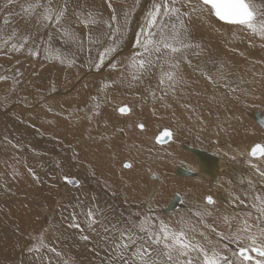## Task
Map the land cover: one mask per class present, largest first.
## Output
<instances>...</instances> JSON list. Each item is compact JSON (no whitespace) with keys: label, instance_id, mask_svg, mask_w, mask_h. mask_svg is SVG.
Listing matches in <instances>:
<instances>
[{"label":"snow or ice","instance_id":"snow-or-ice-1","mask_svg":"<svg viewBox=\"0 0 264 264\" xmlns=\"http://www.w3.org/2000/svg\"><path fill=\"white\" fill-rule=\"evenodd\" d=\"M14 3L16 0H5L4 5L0 6V12L6 11ZM138 4L139 0H134L133 6ZM109 7L112 11L107 20L86 5L78 3L71 6V0H26L20 5V11L29 21L35 20L33 28L37 33L41 29H54L64 44H73L82 51L87 43L89 53L92 48H96L97 57L93 59L89 55L96 69L99 70L105 61H109L110 68L119 70V76L111 81L112 84L119 83L132 88L142 85L145 79L155 75L156 88H150L147 95L141 97L142 100L150 97L152 101H159L165 109H173L174 104L179 105L193 113L203 126L202 130L209 126L220 129V123L211 125L205 121L203 116L196 114V109L189 102V90L197 96L202 93L194 87L199 84V80H190L184 66L188 65L198 71L200 77L214 87L209 96L210 103L219 104L220 88L225 90V95L234 94L236 102H241V97H246L249 91L241 87L245 83L243 78H230V74L225 72L223 60L212 62L216 70L214 76L209 75L205 67L193 65L189 55L199 56L203 49L191 40L186 20L195 15L220 32L211 23L212 18H215L225 27L239 26L264 40V4L258 5L256 0H151V7L147 9L135 32L129 55L120 60H116L114 54H118L130 30L131 10L117 13L111 0ZM16 14L7 12L3 16V24L0 25V53L20 52L27 48L32 56L39 55V36L21 34L15 28L8 31L10 17ZM101 24L104 26L102 31L93 30ZM81 25L88 29L86 36L78 31ZM51 41L52 33L49 32L48 47L44 48L49 53L46 58L60 59L59 55H51ZM60 62L64 63V60ZM68 63L71 66L74 60ZM9 79L6 75H0V81ZM103 87L107 88L108 84ZM92 99L96 100V97ZM95 107L98 109L99 104ZM131 111L127 104L118 108L120 114H129ZM172 115L176 116L174 110ZM192 118V115L188 116V120ZM177 124L179 126V118ZM137 127L143 130L145 125L139 123ZM171 135V132H166L164 138L168 139ZM160 139L157 136L156 142H160ZM248 155L259 158L257 163L248 160L254 173L253 178L247 180L244 192L230 193V196L232 203L240 205L245 204V198L250 196L249 208L255 214L252 211L222 212L216 206L213 196L207 195L200 202L194 201L187 215L182 214L174 220L156 215L151 205L143 211L129 209L117 215L110 206H100L93 196L88 203L78 200L74 208L79 210L69 214L67 227L79 230L83 241L96 238L93 251L99 248L104 252L100 258L101 264H264V189L257 187L264 185V167L261 166L264 164V143H256ZM123 167L131 169L133 164L125 162ZM27 170L39 179L31 168ZM64 179L68 180V177ZM68 182L76 185L80 183L79 180ZM85 232H91L92 236ZM40 248L56 257L55 262L48 257L47 264H76L72 256H66L51 244L44 243L42 237L39 244L29 248V251L39 252Z\"/></svg>","mask_w":264,"mask_h":264},{"label":"rangeland","instance_id":"rangeland-1","mask_svg":"<svg viewBox=\"0 0 264 264\" xmlns=\"http://www.w3.org/2000/svg\"><path fill=\"white\" fill-rule=\"evenodd\" d=\"M121 1L122 2L111 0L112 7L115 8L114 5H117L119 7V8L117 7L118 9L115 8L117 13H122L123 11L131 10V15H130L131 27L129 32L127 33V37L125 38L121 48L119 49L118 54H114L115 57L119 58V60L122 59L120 58V53H122L123 49L125 48L126 39L129 38L131 41L134 40L135 37L134 35L135 32L138 30V25L142 23L143 17L147 9L151 7V0H139V4L136 6H133L134 0H121ZM25 2L26 0H16V3L10 5L6 9V11L0 12V25L3 24V16L7 12L17 13L16 15L10 17L8 31H11L12 28H15L21 34L31 33L33 36H39L40 47L42 48V49L40 48L41 51H39V53L41 54V56L39 57L32 56L27 50V48L22 49V52H8L7 54L0 53V75H6L10 77V79L7 81H0V84H2L0 86V103H1L0 105H2L5 110H8L7 112L4 109L0 108V264H47L48 257H51L55 262L56 257L54 256V254L47 252V250L44 248H40L39 252L29 251V248H33L34 246L39 244L41 237L45 240L44 243L51 244L52 246L56 247L58 251H62L64 254L66 252L65 254L66 256L67 255L72 256L75 259L76 264H101L100 258H97L96 256L97 255L101 256L102 254H104V252L99 248H97L93 252L96 238L93 237L92 240L90 241L81 240L79 230L67 227L68 223L70 222L69 214L74 210L76 211L79 210L78 208H74V206L77 205L78 200H84L85 203H88L92 195L96 196V198H99L98 203L100 206L102 207L110 206L111 209L117 215L121 212L126 213L129 209L133 211L145 210V209L137 210L133 206H130V204H138L143 202L142 204L148 205L151 203L152 199L146 198L149 192V177H145V175H142L140 173L142 171L141 169L139 173L142 175L143 187L139 191L134 190L137 185L136 178L138 176L126 175L124 173V168L122 163L124 161L126 162V160L128 161L129 159H132L135 162V164L138 165V167L148 166V160H149V158H147L148 156L144 155L143 153H140L139 151H136L135 149L134 150L131 149L130 144L132 143L130 142L140 143L141 141L143 145L151 147V149H153L155 146L153 147V145L151 146L148 145L146 138L142 136L138 137L136 134H132L133 132L132 129L128 128L126 124L124 125V123H121L122 120L116 116V113L115 111H113V109L114 107L122 106L124 104L135 105L137 109H140L142 105H143L142 107L146 106L147 108H150L154 101H152L150 97L143 100L141 99V97L146 96L150 88L151 89L156 88V76L154 77L151 83L152 85L148 86L145 91H141V92L139 91L136 92L135 90H132L130 87L122 86L119 83L112 84L111 81L115 80L119 75L118 69L113 70L112 68L108 67V70L114 71L116 74L113 78H109V79L102 77L105 75L104 71L102 72L103 74L101 73L99 74V72L97 73L95 71H92L96 68L89 59V55H91V57L95 59L97 57L96 48H92L91 53H89L87 43H85L84 50L82 51L78 50L77 47L73 44H64L57 36L54 29H41L40 32L37 33L33 28V25L35 24V20L29 21V19L20 11V5ZM256 2L258 5L264 4V0H256ZM4 3L5 0H0V6H3ZM78 3L82 5H87L86 0H76V1L71 0V6H76ZM97 3H98V7L95 6V8L92 9L91 7L88 8L102 15V18L104 20L109 19L112 11L111 8L108 6L109 0H97ZM140 6L144 7V11L138 9L140 8ZM103 27L104 26L101 24L99 27L94 28L93 30L99 32L103 30ZM78 31L81 33L82 36H86L88 29H86L83 25H81ZM49 32L52 33L50 53L53 57L59 55L60 59L49 60L46 58L49 53H46L44 51V48L48 47V45L47 43H43L42 41H44L45 37L48 38ZM227 32L229 34H227ZM242 32L243 33L233 34L230 31L221 29L219 33H223V35H226L227 37L230 36L229 37L230 39H235V40L237 39L241 42L242 41L240 39L241 37L242 38L247 37V35L245 34L246 32L244 31ZM57 49H59V53H57ZM235 49L238 48H234V50ZM194 51H200V50L195 49ZM241 53L243 52L241 51ZM192 57L194 58V56L190 54L189 58ZM213 57L214 56L212 52L206 53V56L204 58V65L208 64L206 65V67L209 68L210 63L212 64ZM61 60H64V63H61L60 62ZM69 60H74V63L71 66H69L68 63ZM41 61L44 62V64H42L40 66L41 68L37 70H42L43 68H47L48 66H52L55 68L56 66L57 71L52 72L50 77H47L48 79L44 80L45 82L39 84L37 87V84H35V80L39 76V72L36 71V67H38L39 64H41ZM108 62L109 61H107L106 63ZM225 62H226L225 64L228 65L227 68L230 67L229 62L228 61ZM45 65L48 66L45 67ZM103 66L104 65H102L101 68ZM227 68L225 69L226 73L229 72V68L228 69ZM106 76L107 75H105V77ZM91 77L92 78L95 77L97 79L95 80L94 83L96 90L92 95L82 98V100H78L77 103L76 99H74V95L76 91H78L79 87L83 84V82H86V80L91 79ZM14 81H18V83H14ZM104 84H108V87L104 88L103 87ZM117 87L118 88L121 87V88L118 89ZM68 88L71 91L68 94L70 95L69 96L70 99L65 101L66 104H68L67 106L61 105L62 100H65L66 97L62 98V96H58V98H56L55 101L54 98L48 99L51 98L52 94L55 96L61 95V93L65 94ZM112 88L114 90L108 92V90ZM94 96L96 97V100L92 99V97ZM40 97L42 98V100L44 99L45 101L47 99L48 103L52 101L51 103L53 104L54 107L52 106V104H50V106H52L51 111H49L48 109L49 105L46 106V110L45 108L40 109L38 107L37 109L32 106V105L34 106L39 105L40 102L38 100L40 99ZM96 101L100 102L99 104H102L101 112L103 113L100 116L99 113L98 115L94 116L93 120H89V121L81 120L80 122L82 123L79 122L78 125H72L67 121L68 120L67 117L72 116L70 115L71 110H69V107L72 104H74V102L77 103L76 104L77 111L75 112V116L79 117L80 115H82V113L85 110L87 111L91 110L93 107V102L95 103ZM6 104H8V106ZM254 104L260 105L261 103L255 102ZM9 107L11 108V110L13 109L11 113ZM27 109L29 111L32 110L33 114L32 115L30 114L31 117L30 116L27 117L28 114L24 115L27 112ZM109 115H112L111 118L113 120L111 128L110 129L105 128L106 126L101 127L100 124L105 122L106 117H109ZM53 117L54 119H51ZM46 118H50L51 120H48ZM160 118L161 120H163L162 121L163 123L165 122L164 120H168L165 117H160ZM45 120L48 122L44 123L43 121ZM1 121L3 122V124H1ZM6 121H8L9 126H11V127L8 126V130L6 129L7 126L5 125ZM114 122L117 124H115ZM150 127H155V126L150 123ZM122 128L127 129V131L130 134V140L126 141L122 139V137L119 134V129ZM24 129H26V131ZM252 129L256 132L255 128ZM73 132H75V134ZM255 134L257 133H254L253 135L255 136ZM10 135L12 137H10ZM63 135L65 138L63 137ZM85 135H89V136L92 135L94 137L101 136L103 139H101L100 140L101 142L99 141L98 144H91V143L76 144L75 140L81 141L82 140L81 138ZM19 137L22 139H20ZM48 138L56 142V145L55 144L53 145L54 142L49 140ZM8 140L10 142H7ZM3 141L6 144L4 145L7 147L5 149L4 146L2 145ZM72 141H74L76 145ZM107 141L110 143L112 142L111 145L112 147H114L111 150L112 151L111 154H108L110 151H107L104 148V143H106ZM248 142L251 141L249 140ZM23 144L24 145L29 144L34 152L33 151L28 152L25 146H20ZM36 144L39 146H37ZM60 147L64 149L66 148V150H63L61 152ZM70 148L73 150V154H75L74 156L75 160L80 162L81 164L80 168H75L76 165L75 160L71 156L72 154L70 155L68 150ZM42 149L43 151H41ZM66 151L70 156L68 154H64ZM53 155H57L59 160L54 159L55 157H53ZM87 159L89 162L87 161ZM36 163H42L41 166H37V168H39L40 170L41 167L43 166L42 167L43 174L40 171H38L36 166L34 167ZM21 164L24 166L21 167L20 166ZM26 165L32 170H34V168L37 169V170L35 169L33 172L38 174L39 178L41 177L39 183H35L36 178H34V176L27 171L28 167H26ZM75 169H77L79 172L76 171ZM145 171L149 172L148 168H146ZM90 172L94 175V177L107 179L111 183L110 185L111 187L102 183L99 185V187L98 186L95 188L93 187L94 190H89L90 184L88 183H90L89 180H91L92 178V176L89 175L91 174ZM59 174L62 175L65 174L64 177L67 176L68 180L80 179L79 182L81 181L82 183L80 182L79 185H73L70 182H68V180L64 179V181H62V179L59 178ZM21 175H24V178L23 176L21 177ZM42 175H44V177H42ZM44 180L45 183H47L46 184L48 190L47 193L49 194H47V198H36L35 194H37L38 184L40 186L42 181ZM126 180L129 182V186L126 185L125 182ZM85 181H86V185L88 186L83 188V184ZM15 182H17L18 184L20 183L25 184L27 188L29 187L30 189H32L34 193V198H27L26 196L24 197L25 194L21 191V188L19 186L18 189L13 187V184H16ZM28 184L29 186H27ZM120 186H123L122 192L124 195H127V198H119V196L117 195V192L119 194H122L121 191H119ZM78 189H83V190H78ZM72 190L75 191L78 190V191L76 192V195H74L73 192L72 198H69ZM13 195H15V197H13ZM168 199L165 201V203L158 202V205H155L153 203V206L162 207L168 202ZM170 204L171 201L165 207V210ZM171 214L173 215L169 217H173L174 215H176L175 218H177L178 216H180L179 212H175V214L170 213L169 215ZM76 234H77L76 236L77 238L74 239ZM84 234L92 236L91 232H85ZM73 240H79L80 243L83 244L84 246L81 247L78 245V249L71 248L70 243ZM12 243L14 244V246ZM9 246L11 247V250ZM83 247L88 248L87 249L88 253H85L84 250H81L83 249ZM12 250H15V252L14 251L12 252ZM82 251H84V253ZM5 256H7V258ZM90 257H94V259L96 258L97 260L94 262L90 259Z\"/></svg>","mask_w":264,"mask_h":264},{"label":"bare ground","instance_id":"bare-ground-1","mask_svg":"<svg viewBox=\"0 0 264 264\" xmlns=\"http://www.w3.org/2000/svg\"><path fill=\"white\" fill-rule=\"evenodd\" d=\"M73 1H76V0H73ZM116 1L122 2L121 0H116ZM86 2H87L86 7L87 8L91 7V9L95 8V6L98 7V3H99V2L97 3V0H95V1L86 0ZM92 5H93V7H92ZM108 6H109V4H108ZM114 6L116 9L119 8L117 5H114ZM138 9L144 11V7H142V6H140V8H138ZM70 11H71V9H70ZM214 19L212 18L211 23L214 25L215 28H219L220 30L221 29L227 30L233 34L243 33L242 31H244V32H246L245 34L247 35V37L246 38L241 37L240 38L242 40L241 42L237 39L236 40L230 39L229 38L230 36L227 37L226 35H222L221 33L215 31L212 27H209L207 23L202 22L197 16L192 15V16L187 18L186 24L189 28L191 40L194 43L199 44L201 46V48L203 49V51H201V54L199 56H194V58L192 57L190 59L192 60V63L194 66L198 65V66L205 67L208 70V74L213 75V76L215 75V72H216L215 68L213 67V63L212 64L210 63L209 68L206 67V65H208V64L205 63L206 65H204V58L206 56V53L212 52V54L214 56L212 59L213 61H216V62H219L221 60L228 61L230 67H228L229 72H227V73H230V78L232 80H235L237 77L243 78L245 83L242 84L241 87L247 88L249 91V94L246 97L243 96L241 98V102H236L234 94L232 95L231 93H229V94L225 95V90L223 88H220L218 90L219 91V98H220L219 104L210 103L209 102V96L213 93L214 87L212 85H210L208 82H206L202 77H200L199 72L194 71L192 67L185 65L184 71L187 73V77L190 80H199V84L194 85V87H195V90L197 92H201L202 94L200 96H197L194 93H192L191 90H189V92H190L189 102L192 104L193 108L196 109V114L203 116L205 121L210 122L211 125H214L216 123H220L222 125V127L220 129H217L213 126H209L206 129L202 130L203 126L199 124V122L195 119V116L193 115V113L190 110L182 109L179 105H175V104L173 105V109H165L161 106V103L159 101H154L150 108H147L146 106H145L146 108L142 107L143 106L142 105L140 109H137V107L135 105H129V107H131V109H132V111L129 114H120L118 112V108L120 106L114 107V109H113V111H115V113H116V116L122 120L121 123H124V125L126 124V126H128V128L132 129V131H133L132 134H136L138 137L142 136V137L146 138L148 145H150V146L153 145V147L155 146L153 149H151V147L143 145L141 141H140V143L130 142V143H132V144H130L131 149H133V150L135 149L136 151H139L140 153H143L144 155L148 156L147 157V158H149L148 166L138 167V165L135 164V162L132 159L128 158L129 160L128 161L126 160V162H132L133 167L131 169H126L123 167L124 173L126 175H129V176L130 175H137L138 176L136 178L137 185H136V188L134 189L136 191H139L143 187L142 175H145V177H149V192H148V195L146 196V198L152 199L150 204L147 203L148 205L142 204L143 203L142 202V203H138V204H130V206H133L134 208L139 210V209H146L149 205H151V207L154 209L156 215H158L161 218H164L166 220L170 219V218L174 219L176 217V215H174L173 217H169V216L173 215V214L169 215L170 213L175 214V212H179L180 215H182V214L187 215L188 210L191 208L192 203L194 201H196V202L202 201L203 197L207 196V195L213 196L214 200L216 201V206H218L222 212L246 213V212L252 211L253 214H255L254 210L249 208V203L251 200L250 196L248 198H245V204L240 205L238 203H232V197L230 196V193L240 194V193L245 191V189L247 188V180L253 178V174H254L253 170L250 168L248 160L251 159L253 161V163H257L258 159H259V158L250 157L248 155V153H250L251 148L256 143H264V40H261L258 36L251 34L250 32L246 31L245 29H243L241 27H236V26L235 27H225L222 22H218ZM227 34H229V33L227 32ZM44 36H45V34H44ZM44 36H41V37H44ZM47 41H48V38L45 37L44 41H42V42L47 43ZM133 41H131L129 38L126 39L125 48L123 49V52L120 53V58H123V57L129 55ZM234 48H238V49L234 50ZM41 49H40V51H41ZM241 51L243 53H241ZM20 52H22V50ZM39 56H41L40 53L36 57H39ZM13 58H15V57H13ZM115 59L119 60L118 57H115ZM251 59H253V60H251ZM106 62L107 61H105L104 66L102 68H100L99 70L94 69L92 71H95L97 73L99 72V74L100 73L103 74L102 72L104 71V74L107 76L105 77V75H104L102 77L108 78V79L113 78L116 74L114 71L108 70V67H109L108 63L109 62L108 63H106ZM35 64H36V62H35ZM42 64H44V62L41 61V64H39V66L36 67V71L39 72V76L35 80V84H37V87L39 84L44 83L45 82L44 80H47L48 79L47 77H50L52 72L57 71L56 66L54 68V67L48 66V65H47L48 67L45 65V67H47V68H43L42 70H37V69L41 68L40 66ZM227 66L228 65L225 64V69L227 68ZM154 77H155V75H153L150 79H145V81L142 85L132 87L131 89L135 90L136 92L145 91L148 86L152 85L151 83H152ZM95 80H97L95 77L94 78L91 77V79H88V80H86V82H83V84L79 87L78 91H76V93L74 95V99H76V102L78 100H82V98L88 97L94 93V91L96 90L95 85H94ZM1 85L2 84H0V86ZM78 86H79V84H78ZM120 88L121 87H119L118 89H120ZM205 89H207V91H205ZM112 90H114V89L113 88L109 89L108 92L112 91ZM70 91L71 90H69V88H68V90L65 92V94L61 93V95H57V96L52 94L51 98H48V99L54 98V101H55V99L58 98V96H62V98L66 97L65 100H62L61 105L67 106L68 104H66L65 101L70 99V97H69L70 95H68L70 93ZM32 100H33V98H32ZM38 101L40 102L39 105H36V106L32 105L34 108L38 109V107H39L40 109L45 108V110H46V106L49 105L48 109L52 110V108H51L53 106V104L51 103L52 101L48 103L47 99L45 101L44 99L42 100L41 97ZM76 102H74V104H72L69 107V110H71L70 115H72V116L71 117L66 116L68 119L67 121L72 125H78V123L81 120H86V121L93 120L95 115H98L100 113L99 114V116H100L103 113V112H101V105L102 104H99L100 102L96 101L97 103L93 102V107L91 110H88V111L85 110L82 113V115L77 117V116H75V112L77 111L76 110V104L78 102L77 103ZM255 102L261 103L262 105L261 104L260 105L254 104ZM50 104H52V106H50ZM97 104H99V109H97L95 107V105H97ZM6 105L8 106V104H6ZM0 108L4 109L2 105H0ZM26 108H28V107H26ZM153 108H155V112H153ZM206 109H208V110H206ZM10 110H11V108H10ZM12 110L10 111V113L12 112ZM53 110H55V109H53ZM173 110L176 112L175 117L172 115ZM5 111L8 112V110H5ZM48 113H50V112H48ZM209 113H211V114L209 115ZM26 114H28L27 117L30 116V114L32 115L33 114L32 110L29 111L27 109V112L24 115H26ZM190 115L193 116L192 120H188V116H190ZM107 116H108V114H107ZM50 117H52V116H50ZM66 117H65V119H66ZM89 117H91V119H89ZM111 117H112V115H109V117H106L105 122L101 123L100 126L101 127L106 126L105 128L110 129L111 125L113 123L112 122L113 120ZM160 117H165L168 120H164L165 122L163 123L162 122L163 120H161ZM177 118H179V126L177 124ZM46 119L51 120V119H54V117L51 119L50 118H46ZM102 120H104V119H102ZM22 122H23V120H22ZM43 122L46 123L48 121L45 120ZM53 122H54V120H53ZM26 123H28V122H26ZM80 123H82V122H80ZM139 123H143L145 125V128L143 130H141L137 127V125ZM150 123L152 125H154L155 127H150ZM1 124H3L2 121H1ZM104 124H106V125H104ZM115 124H117V123H115ZM5 125L7 126L6 129L8 130V126H9L8 121L5 122ZM189 125H190V128H189ZM89 126H90V124H89ZM9 127H11V126H9ZM183 127H185V128H183ZM161 128H169L172 130V139L169 143L158 144L155 141V137ZM252 128H255L256 132ZM11 129H13V128H11ZM74 129H76V128H74ZM127 129H124V128L119 129L120 136L122 137V139H124L126 141L130 140V134L127 131ZM24 130L26 131V129H24ZM73 133L75 134V132H73ZM254 133H257V134H255V136H254L253 135ZM258 135H259V137H258ZM85 136H83L81 138L82 139L81 141L75 140L76 144L77 143L78 144L79 143L98 144V142L101 139H103L101 136H96V137H94L92 135H90V136L85 135ZM10 137H12V136L10 135ZM63 137H64V135H63ZM20 139H22V138H20ZM48 139L51 140L50 138H48ZM66 140H67V138H66ZM249 140L251 142H248ZM51 141H53V140H51ZM117 141H118V139H117ZM7 142H10V141L8 140ZM72 142L74 143V141H72ZM4 144L5 143L3 141L2 145L4 146V149H5L7 147L5 146L6 144L5 145ZM29 144H30V142H29ZM29 144H25V145L23 144L20 146H25V148L28 150V152H32L33 151L32 147ZM54 144L56 145V142H54L53 145ZM111 144H112V142L110 143L108 141L106 143H104V148L107 151H110L108 154H111V152H112L111 150L114 148V147H112ZM58 145H59V143H58ZM37 146H39V145H37ZM38 148H37V150H38ZM60 150L62 152L63 150H66V148L65 149L61 148ZM68 150H69L70 155L72 154L71 156L74 158L75 154H73V150L71 148ZM41 151H43V149ZM241 153H243V155H241ZM48 154H49V152H48ZM64 154H68V152L66 151ZM37 155H38V153H37ZM96 155H98V154H96ZM89 156H91V155H89ZM53 157H55L54 159L59 160L57 155H53ZM232 157H235V159H232ZM88 159H87V161H88ZM90 159H91V157H90ZM29 160H31V159H29ZM74 160H75V158H74ZM22 162H23V160H22ZM55 162H56V160H55ZM42 163H36L37 165L35 164L34 167L36 166V168H37V166H41ZM124 163H125V161L122 163V165ZM75 164H76L75 168H80V166H81L80 162L75 160ZM20 166L23 167L24 165L21 164ZM261 166L264 167V164H262ZM26 167H28V166L26 165ZM42 167L40 170H39V168H37V169H38V171H40L43 174ZM144 167H145V169H144ZM36 168H34V170ZM146 168H148L149 172L145 171ZM82 169H84V168H82ZM141 169H142V171L140 172ZM75 170L78 171L77 169H75ZM86 170H85V172H86ZM55 171H57V170H55ZM57 175H58V173H57ZM64 175L59 174V178H61L62 181H64ZM89 175L92 176L91 180H89L90 183H88V184H90L89 185L90 189L88 188L89 190H94L95 187H97V186L99 187V185L102 183L111 187L110 186L111 183L107 179H102L100 177H94V175L92 173ZM22 176L24 178V175H21V177ZM35 176L38 177V174L35 173ZM42 177H44V175H42ZM106 178H108V177H106ZM39 180H41V177L38 180L36 179L35 183H39ZM242 181H243V183H241ZM125 182H126V185L129 186V182L127 180ZM15 183L17 185L13 184V187L18 189V186H19L21 188V191L25 194L24 197L26 196L27 198H34V193H33L32 189H30L29 187L27 188L25 186V184H21V183L18 184L17 182H15ZM46 184L47 183H45V180L42 181L40 186L38 184V189L36 188L37 194H35L36 198H47V194H49V193H47L48 190H47ZM27 186H29V184ZM86 186H88V185H86V181H85L83 184V188H85ZM257 187L264 189V185H257ZM80 188H82V187H80ZM122 189H123V186H120L119 191H121L122 194H119L117 192V195L119 196V198H127V195L123 194ZM78 190H83V189H78ZM78 190H76V191L72 190L69 198H72L73 192H74V195H76V192ZM79 192H81V191H79ZM175 194H178V195H175ZM93 196L94 195H92L91 197H93ZM7 197H8V195H7ZM13 197H15V195H13ZM88 197H89V195H88ZM94 197L96 198V196H94ZM242 198H244V197H242ZM167 199H168V202L164 206H162V207L153 206V203L155 205H158V202L165 203V201ZM170 201H171V204L166 208V210H167L166 211L165 207L170 203ZM95 202L98 203L99 198H96ZM22 232H23V230H22ZM76 236H77V234L75 235L74 239L77 238ZM78 245L81 247L84 246L83 244L80 243L79 240H73L70 243L71 248L78 249ZM13 246H14V244H13ZM87 249L88 248L83 247V249H81V250H84L85 253H88ZM10 250H11V247H10ZM13 251L15 252V250H12V252ZM84 251H82V252L84 253ZM69 253H71V252H69ZM8 254H9V251H8ZM65 254H66V252H65ZM103 256H104V254H102L101 256L97 255L96 257L101 258ZM5 257L7 258V256H5ZM90 259L94 262L97 260L96 258L94 259V257H90ZM86 262H87V260H86Z\"/></svg>","mask_w":264,"mask_h":264},{"label":"water","instance_id":"water-1","mask_svg":"<svg viewBox=\"0 0 264 264\" xmlns=\"http://www.w3.org/2000/svg\"><path fill=\"white\" fill-rule=\"evenodd\" d=\"M166 132H171V133H172V130L169 129V128H161V129L158 131L156 137L159 136V137L161 138V139H160V142H157L158 144H166V143H168V142L171 141V139H172V135H171V137L168 138V139H165V138H164V135H165ZM156 137H155V141H156ZM70 180H76V179H70ZM68 181H69V180H68ZM71 184H72V183H71ZM73 185H76V184H73Z\"/></svg>","mask_w":264,"mask_h":264}]
</instances>
